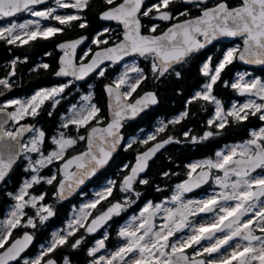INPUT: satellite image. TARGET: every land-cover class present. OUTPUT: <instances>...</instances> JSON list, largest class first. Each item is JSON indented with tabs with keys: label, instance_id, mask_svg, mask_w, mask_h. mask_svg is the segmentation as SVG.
<instances>
[{
	"label": "snow or ice",
	"instance_id": "snow-or-ice-1",
	"mask_svg": "<svg viewBox=\"0 0 264 264\" xmlns=\"http://www.w3.org/2000/svg\"><path fill=\"white\" fill-rule=\"evenodd\" d=\"M45 3L46 0H0V19L14 17L21 12H27L35 18L23 23L12 22L0 26V40L9 45L23 46L37 39L48 40L55 37L58 33H63L65 27H71L75 21L80 22L78 25L80 28L87 27V21L80 13L88 8L90 0H55L56 7L36 9V6ZM103 3L110 7L100 14V18L122 24L123 39L111 47L96 52L87 64L83 61L77 62L75 58L76 48L83 43L85 37L59 44L63 56L60 59L61 67L56 72L57 76H70L82 80L100 69L98 74L103 77L105 71L101 65L105 61L118 63L127 56L138 55L150 60L151 71L155 77H163L175 65L187 62L213 41L221 37H239L242 39V47L237 45L227 49L215 65L212 64L211 57L203 63L201 74L207 78V82L201 91L192 96L189 103L203 100L214 104V118L209 119L208 124L210 127L215 125L217 129H224L229 118L241 122L247 120L249 115L260 113L259 119L264 120V81L246 80L242 74L231 84L224 82L225 87H231L240 95L258 97L261 103L249 99L246 103L233 104L230 109L225 110L222 101L213 94L214 86L221 79V73L234 61L264 65V0H240L237 6H230L228 0H218L212 7L207 6V0H199L197 6L203 5L201 14L183 21H179V18L168 10L174 0H159L149 7H144L145 0H122L120 3H116V0H103ZM58 9L76 11L74 14L60 15L57 14ZM179 15L187 17L188 13L182 11ZM142 17L178 22L160 34H156L159 25L153 23L148 28V34H144ZM44 20H55L63 27L44 26L42 24ZM94 43L108 45L109 41L97 36ZM15 66L16 61H13L12 71L9 76L0 78V85L10 87L9 80L15 75ZM40 67L47 69L49 65L44 63ZM130 73H134L135 76ZM175 75L179 77L180 73L176 72ZM145 79L147 76L143 69L132 64L126 66L125 71L113 84L105 86L110 98L111 120L102 128L97 126L102 123L99 116L100 108L92 103L91 94L83 96L82 99L86 103L79 108L74 105L71 114L63 118L61 127L68 129L75 126L77 132L85 128L88 129V135L73 138L60 132L52 138V143L56 147L48 155L42 151L45 140L43 130L34 126H20L9 131L4 125L8 120L19 124L25 117L37 116L45 101L50 100L55 107L60 103L61 94L68 84L41 89L29 99H13L0 105V116L4 117L0 120V183L6 182V178L22 156L28 161V170L34 173L30 180L23 182L18 192L8 193L15 204L7 218L0 221L2 249L0 264H13L21 260L22 264H56L53 259L44 258L58 246L66 244L68 237L74 235L79 228L86 227L88 233H93L113 215H119L122 208L131 202L129 195L123 204L121 202L112 204L106 212L93 218L86 226L87 216L91 213H85L84 209H94L101 200L111 196L116 186L115 181H108L103 191L96 193V200L83 205L81 215L68 224V231L64 235L54 234L52 241L46 247L42 246L43 250L34 259H24L21 255L32 242L33 237L29 233L26 232L22 238L12 239L14 229L36 227V221L32 217H29L26 223H22L26 207L37 208L36 215L41 222L54 215L50 205L39 203L44 201L46 193L33 195L29 191L42 181L49 185L56 181L55 175L49 178L41 177L39 172L42 168L55 160H63L67 150L79 141L87 142L84 152L72 156L62 166L63 180L59 182L57 196L63 199L107 165L123 140L120 129L124 121L135 118L150 104L157 103L155 94L151 92L145 93L133 103L128 102ZM13 106H17L14 111H5ZM187 115L185 111L170 123H179ZM93 121L96 125L89 127ZM166 127L167 125H162L158 132H163ZM25 132L33 133L27 143L22 142ZM214 134L207 131L201 138L192 137V142L196 143L198 139L206 140ZM187 135L188 133H185V136ZM251 136L252 138L243 144L216 152V159L190 164L188 179L176 185L175 192L170 198L173 206H165L168 202L155 205L149 202L139 217H133L132 222L120 228L118 235L124 240L123 245L107 256L97 257V253L105 248L103 239L89 249L88 255L94 257L90 264H264V128L252 131ZM155 139V135H149L140 143L147 144L148 141ZM136 142L133 138L127 142L126 147L131 148ZM172 142L173 138L169 137L139 154L130 170L128 165H125L128 174L122 180L120 191L139 197L140 193L135 192L134 184L138 179L139 183L148 184L149 181L140 178V174L147 169L149 160ZM31 153L37 154V159L33 160L29 155ZM73 166L75 171L70 172ZM198 168L201 171L193 178V173L197 172ZM213 170L222 173L214 177L216 185L221 190L207 198L185 199L186 193L201 187L213 177ZM257 170H260V173L254 175ZM160 213H163V223L158 226L155 218ZM201 213H211L214 219L200 224L190 219ZM137 220L139 223H136ZM186 230L190 234L177 237L178 233H185ZM256 231L261 235H256ZM173 237L176 239L173 240ZM205 241L208 242L206 245L203 243ZM81 243L82 239H77L71 247L76 249ZM189 248L194 249L191 256L186 253V249ZM64 264H71L70 258L65 257Z\"/></svg>",
	"mask_w": 264,
	"mask_h": 264
},
{
	"label": "trees",
	"instance_id": "trees-1",
	"mask_svg": "<svg viewBox=\"0 0 264 264\" xmlns=\"http://www.w3.org/2000/svg\"><path fill=\"white\" fill-rule=\"evenodd\" d=\"M120 1L121 0H116V3ZM158 2L159 0H150L144 7H149ZM228 3L230 6H236L240 3V0H228ZM108 7L110 6L103 3V0H90L88 8L80 13L84 20L87 21V27L82 29L78 26L80 22L75 21L71 27H65L63 33H58L55 37L48 40L37 39L23 46L9 45L3 40H0V78L9 76V73L12 71V63L16 61L15 75L10 77L9 82L12 84H22L20 85L21 88L18 93L26 90L25 88H28L26 85L32 82H35V84L30 87H53L52 85L58 82V80L54 78L55 71L59 64V52L56 48L58 42L83 34L89 35V42L79 55L80 61H83L90 57L95 49L106 46L94 43L97 36L102 40L107 39L109 44L115 43L121 39L123 32L122 27L114 22H104L100 18V13ZM201 7H203V5L197 6V3L187 5L183 0H174V3L169 6L168 10L174 16H177L179 20H182L199 14ZM75 11L74 9H64L57 11V14H74ZM182 11H186L188 16L179 15ZM23 16L24 13L14 18L21 19ZM14 18L0 19V23L11 21ZM142 21L144 32H148V28L151 24L155 23L159 25L157 33H160L169 24L177 20L160 21L151 19L150 17H142ZM48 22L53 26L63 27L55 20H48ZM105 29L109 31L105 32ZM101 33H103V35H100ZM234 42L239 44L241 40H236ZM234 42L229 44L231 45ZM225 45L226 43L217 42L208 49H202L186 62V66L176 65L177 70H171L163 77H155L152 74L150 60L144 57L139 59L147 79L140 84L130 99L133 100L145 90L154 89L159 96V103L141 115L137 120L127 121L125 123V144L115 155L110 165L84 189L89 197L94 195L91 187L98 186L107 178L114 179L116 185L111 196L101 200L94 209H90L91 215H89L86 220V226L93 218L107 211L112 204L116 202H121L123 204L125 198L129 195H131V202L122 208L119 215H113L112 218L107 220L96 232L88 233L86 227L79 228L74 235L68 237V242L66 244L58 246L46 257L55 256L60 264H64L65 257L70 258L71 264H90L94 257H90L88 251L94 246L96 240L102 238L105 241L106 248H116L122 241V238L118 235L122 222L130 214L138 212L147 201L156 202L170 196L176 185L188 178V172L190 171L188 164L191 160L212 158L220 148L226 146L230 142L245 141L251 137L252 131L264 126V120L259 119L260 113H257L254 116L249 115L247 120L241 122L229 118V122L224 129H217L215 125L210 127L208 121L212 119L215 114V105L203 100H196L189 103L192 96L198 90L201 91L202 86L207 82V78L201 74L202 63L208 55L207 52L211 51L216 57H222ZM87 47H89V50L85 55H82ZM44 63L49 65L47 69L40 67V65ZM120 68V66L107 65L104 68L105 74L103 77L93 75V82L91 83L90 90L86 92L91 93L93 102L100 107L101 111L99 116L102 118L101 124H105L109 121L108 101L104 86L107 83L115 81ZM245 68L246 67L241 65L238 60L234 61L225 69L228 77L226 79L225 77H221L220 81L214 86L213 94L218 96L226 106L232 105L233 101L238 104L241 100L246 98L247 95H240L236 90H233L231 87H225L224 85L225 81L229 84L234 82L238 72ZM176 72L180 73L179 77L175 75ZM254 73L264 80V67L254 68ZM75 85L76 83L68 84V87L61 95L60 103L55 107H53L50 100L45 101L40 107L37 116L25 117V121L34 124L38 123V129L45 132V140L42 145V151L44 153L56 147L52 143V138L57 136L60 132H64L67 136L74 138L80 135L86 136L88 132V129L85 128H81L79 132H77L75 126H70L68 129L61 127L63 118L69 113L71 104H78L84 93V91L77 89ZM18 93L14 96L19 95V97H27L32 94V91H27L24 94ZM13 108H15V106L9 107L11 110H13ZM185 109L188 111L186 117L181 119L179 123H170V121L180 117ZM50 112L51 115H49ZM94 124H96L95 121L92 122V125ZM162 125H167V127L163 132H158V129ZM15 126L16 125L12 123L9 129L14 130ZM207 131H212L215 134L206 140L198 139V142H192V137L201 138ZM149 132L151 135H155L156 139L148 141L147 144L140 143L141 140L148 137L145 135ZM185 133H188V135L185 136ZM169 137L173 138V142L169 143V145L155 157L150 163L149 169L142 177V179H147L149 181L148 184H141L138 182L134 185L135 192L140 193L139 197H136L134 194L121 192L120 186L122 179L128 174V170H125L124 166L128 165V169L130 170L135 161V156L139 151L148 147L155 141L165 140ZM133 138L136 139L137 142L133 144L131 148H127V142ZM176 141L179 142L177 143ZM85 145L86 141H79L75 146L67 150L64 159L74 153L82 151L85 149ZM33 155L37 156L35 153H33ZM62 161L63 160H56L54 163L59 166ZM52 165L53 163L40 170L41 177L48 178L51 175ZM165 173H168V175H164ZM30 174L31 171L28 170L26 159L22 156L19 162L14 165L9 177L6 178V182L0 185V219H4L9 211V207L15 204V201L8 193H16ZM60 178L61 176L58 170L56 181H54L53 184L49 185L42 181L29 190L33 195L46 193L44 201L39 203L50 205L54 215L41 222L39 216L36 215V208H32L31 206L25 208L24 211L26 215L22 223H26L27 219L32 217L36 221V227H18L12 232V239L26 230H31L36 236L33 247L23 255L24 259L29 258L30 260L31 256L47 246L54 237L53 232L55 229L60 228L62 235L68 231V224L72 221V213L76 211V206L81 196L78 195L68 201L61 200L57 196L56 190ZM77 239H82V243L78 248L73 249L71 245ZM17 264H22V260Z\"/></svg>",
	"mask_w": 264,
	"mask_h": 264
},
{
	"label": "water",
	"instance_id": "water-1",
	"mask_svg": "<svg viewBox=\"0 0 264 264\" xmlns=\"http://www.w3.org/2000/svg\"><path fill=\"white\" fill-rule=\"evenodd\" d=\"M49 1H50V0H46V3H48ZM148 1H150V0H145V4H146ZM211 1H213V0H207V4H209ZM120 2H122V0H121ZM120 2H118V3H120ZM183 2H184L185 4H187V5H189V4H193V3H198L199 0H191V2H188V0H183ZM46 3H45V4H46ZM213 5H215V4H213ZM213 5H209L208 7H212ZM38 6H39V5H38ZM144 6H145V5H144ZM236 6H237V5H236ZM105 10H106V9H105ZM142 10H143V9H142ZM103 11H104V10H103ZM103 11H102V12H103ZM102 12H101V13H102ZM22 13H23V12L18 13L17 15L22 14ZM101 13H100V14H101ZM17 15H16V16H17ZM199 15H200V14H199ZM199 15H197V16H199ZM14 17H15V16H14ZM192 17H196V16H192ZM10 18H13V17H8V18H6V19H10ZM189 18H191V17H189ZM185 19H187V18H185ZM101 20L104 21V22H114V23H116L117 25H120V26L122 27L123 32H122L121 39L118 40L117 42H115V43H119V42L123 39V33H124L123 25L120 24V23H118L117 21H109V20H103V19H101ZM183 20H184V19L179 20V21H183ZM176 22H178V21H174V22H172V23H171L169 26H167L163 31H166L168 27H170L173 23H176ZM141 23H142V25H143L142 18H141ZM163 31H161V32H163ZM142 32H143L144 34H148V32H144V27L142 28ZM161 32H160V33H161ZM160 33H156V34H160ZM81 37H85L86 39H84L83 43L80 44V45L76 48V51H75V58H76L77 62H80V61H79V50H80L81 48H83V47L89 42V39H90L89 35H87V34H83V35H80V36H77V37H73V38H69V39L62 40V41H60V42H58V43L56 44V48H57L58 52H60V57H59V67H58V69H57L56 72H58L59 69H60V67H61L60 59H61V57L63 56V51H62L61 49H59L58 45L61 44V43L66 42V41H71V40L80 39ZM239 39H241V38H239V37H221V38H219L218 40L213 41V42H212L211 44H209L206 48L212 46L213 44H215V43H217V42H219V43H226V44H229V43H232V42H234V41H236V40H239ZM115 43H112V44H109V45H106V46L99 47V48L95 49V50L92 52L90 58L87 59V60H85V61H83V63H85V64L89 63L90 60H91V58L94 56V54H95L96 52H98V51H102V50H103L104 48H106V47H111V46H113ZM241 47H242V46H241ZM132 57H140V56H138V55L127 56V57H125L123 60L119 61L118 63H113V62H110V61H105V63H104L103 65H101V68H103V67H105V66H107V65H110V64L113 65V66H120V65H122L127 59L132 58ZM141 58H142V57H141ZM238 62H239L241 65H244V66H246V67H253V68H263V67H264V65H261V64H248V63H245V62H242V61H239V60H238ZM178 65H179V64H178ZM175 66H176V65H175ZM175 66H174V67H175ZM99 70H100V69H97L96 71L90 73L89 75H87V76H86L84 79H82V80H77V79H76V80H77V81H80V82H86V81H87V80H88V79H89V78H90L95 72H97V71H99ZM56 72H55V74H54V77H55V78H59V79H70V78H72V79H75L74 77H70V76H57V75H56ZM9 84H10V87H8V88H5L3 85H0V104L3 103L6 99H9V98H11L12 96L16 95V94L18 93V91L20 90V88H21L20 85H15V84H12V83H10V82H9ZM33 84H35V82H32V83H30V84H27L26 86H27V87H30V86L33 85ZM109 84H113V82L107 83V84H105V86H106V85H109ZM105 86H104V89H105V92H106V88H105ZM149 92L155 94V96H156V100H157V103H155V104H150L148 107H146V108L144 109V111L140 112L135 118L127 119L126 121H124V123H123V127L120 129V134L122 135L123 140H122L121 144L117 147L116 151L112 154V157H111V159L109 160V162L107 163V165H105L103 168L99 169V170L96 172V174H95L94 176H91L90 178L86 179L85 182H84L82 185H80L79 187L75 188V190L72 191L70 195H67L66 198L61 199V198L59 197L61 200H63V201H68V200L73 199V198H75L76 196L80 195V194L84 191V189H85V188H86V187H87V186H88V185H89V184H90V183H91V182H92V181H93V180H94V179H95V178H96V177H97L102 171H104V170L110 165V163H111V161L113 160V158L115 157V155L120 151V149H121V148L123 147V145L125 144V141H126V135H125V132H124L125 123H126L127 121H134V120H137L138 118H140L141 115H143L145 112L149 111L151 108L155 107V106L159 103V96H158L157 92H156L154 89H148V90L143 91L140 95H138V96H137L136 98H134L133 100H131V99L129 98V101H128V102H129V103H133L136 99H140L141 97H143V96L145 95V93H149ZM106 95H107V101H108L107 104H108V114H109V121H108V122H110V120H111V110H110V108H109L110 98H109L107 92H106ZM5 111H7V112H11V110H10L9 108H7ZM2 119H4V117H3V116H0V120H2ZM108 122H107V123H108ZM11 123H12V120H8V122L4 125L5 129L8 130V126H9ZM107 123H105V124H99V125H97V126L102 128V127H105V126L107 125ZM30 125H32V124H29V126H30ZM94 125H96V124H94ZM32 126H36V124H33ZM28 133H29V132H25V133H24V135H23V137H22V142H24L25 137L27 136ZM87 135H88V132H87L86 136H87ZM165 140H166V139H165ZM162 141H163V140L155 141L154 143H152V144L149 145L148 147H146V148H144L143 150L139 151V152L136 154V156H135V161L133 162L132 166L135 165V163H136V158H137V156H138L139 154H141V153L147 151L149 148H151L152 146H154L156 143H159V142H162ZM168 145H169V144L165 145L164 148L160 149V150L156 153V155H155L154 157H152V159L149 160V162H148V167H147V169H146L143 173L140 174V178H142V177L145 175V173H146L147 170L149 169L150 163L155 159V157H156L161 151H163ZM86 148H87V142H86V145H85V149H83V150L80 151V152L74 153V154H72V155L66 157V158L60 163V166H59V172H60V175H61V179L59 180V182H60L61 180H63L62 166H63V164L65 163V161L68 160V159H70L72 156H75V155H78V154L84 152V151L86 150ZM20 158H21V157H20ZM20 158L18 159L17 162H19ZM132 166H131V167H132ZM204 170H206V169H204ZM69 171H70V172L75 171V167L73 166L72 168H70ZM199 171H201V169H198L197 172H194V173H193V178L196 177V175H197V173H198ZM257 171H258V170H257ZM123 178H124V177H123ZM187 179H188V178H187ZM187 179H185V180H187ZM122 180H123V179H122ZM185 180H184V181H185ZM210 180H211V178L208 180L207 183H204L201 187L196 188V189H194L192 192H189V193H187V194H191V193H193V192H195V191H197V190H201V189H203V188L209 183ZM59 182H58L57 187H56V190H57V191H58V187H59ZM138 182H139V179L137 180L136 183H138ZM182 182H183V181H182ZM182 182H181V183H182ZM136 183H135V184H136ZM1 184H2V183H0V185H1ZM135 184H134V185H135ZM26 232L29 233V234L33 237V239H32V242L29 244V246H28V247L25 249V251L21 254L22 256H23L27 251H29V250L33 247V245H34V243H35V241H36V236H35V234H34L31 230L24 231L22 234L16 236L14 239L22 238L23 235H24ZM1 251H2V250H1ZM186 253H187L188 255H190V253H189L188 251H186ZM190 256H191V255H190ZM201 258H205V257H197V259H201ZM47 259H53L54 261H56V264H60V263H59V260H58L55 256H50V257H48ZM47 259H45V260H47ZM15 263H16V262H13V264H15Z\"/></svg>",
	"mask_w": 264,
	"mask_h": 264
},
{
	"label": "rangeland",
	"instance_id": "rangeland-1",
	"mask_svg": "<svg viewBox=\"0 0 264 264\" xmlns=\"http://www.w3.org/2000/svg\"><path fill=\"white\" fill-rule=\"evenodd\" d=\"M60 15H65V14H60ZM30 19H35V18L32 17V16L28 13L27 16H23L21 19L14 18V19H12L11 21H8V22H2V23H0V26L9 25V24L12 23V22L23 23V22H25V21H27V20H30ZM42 24H43L44 26H53V25H51V24L48 22V20H44V21H42ZM241 44H242L241 42H240L239 44L234 42L233 44H231V45H229L228 47H226V48L224 49V52H225L227 49L232 48V47H234V46H237V45H240V46H241ZM88 50H89V47H87V48L83 51L82 55H85V54L87 53ZM224 52H223V53H224ZM139 59H140V58H138V57L129 58V59H127L122 65H120L121 68H120L119 73L116 75L115 80H116L120 75H122V73H123V72L125 71V69H126V66H131L132 64H136L138 67L142 68ZM142 69H143V68H142ZM242 74L245 75V79H246V80L259 79V80H261V81H264L263 79H261V77H259V75H256L253 71H249V70H246V69H244V70H240V72H238V74H237V76H236V79H238V76H239V75H242ZM130 75L135 76L134 73H130ZM37 91H39V90L34 91L31 95H29V96H27V97H16V98H14V99H20V100H26V99H29V98H31V96L34 95ZM62 94H63V93H62ZM62 94H61V95H62ZM89 94H91V93H90V92L85 93V94L83 93V95L81 96V100H80V102H79L78 104H71V107H70V109H69V113H68L66 116H68V115L71 114V112H72V108H73L74 105H75L77 108H79V107L82 106L84 103H86L85 101H83L82 97L85 96V95H89ZM249 99H254V100H256L257 103H261V101L259 100L258 97L247 95L246 98H245L244 100H241V101H240L238 104H236V105H240V104L246 103ZM92 103H94V102H93V99H92ZM94 104H95V103H94ZM15 107H17V106H15ZM14 110H15V108H13L12 111H14ZM13 123H15V121H13ZM34 127L37 129V126H34ZM261 128H264V126H261L260 128H257V129L254 130V131H259V129H261ZM39 130H40V129H39ZM149 135H151L150 132L147 133V135H145V136L147 137V136H149ZM32 136H33V133H32V132H29L28 140L25 141V143H27V142L31 139ZM73 138H74V137H73ZM246 141H248V140L241 141V142H233V143H231V144H227L226 146L222 147V148L219 149L218 151L226 150L228 147H231V146H235V145L243 144V143H245ZM54 149H55V148H54ZM54 149L50 150L49 152H45L44 154H45V155H48V154H49L51 151H53ZM218 151H217V152H218ZM29 155H31V157H32L33 160L37 159V156H34L33 153H31V154H29ZM206 159H216V155H215L214 157H212V158L209 157V158H202V159H193V160H191V161L189 162L188 165L193 164V163H200L201 161H204V160H206ZM55 161H56V160H55ZM26 164H27V167H28V161H27V160H26ZM198 169H199V168H198ZM58 170H59V166H58V164H55V163L53 162V165H52V168H51V175H55V176H56V174L58 173ZM258 173H260V171H258L257 173H254V175H255V174H258ZM32 175H34V173L31 172V174L29 175V177H28L26 180H30ZM39 175L41 176L40 172H39ZM51 175H50L49 177H51ZM216 175H222V173H220V172L217 171V172H216ZM216 175H215V176H216ZM215 176H214V173H213V177H212L211 180L209 181L208 185H206V187H205L207 190H205V191H203V192H201L200 194H197V195H192V194H187V193H186V194H185V199H202V198H207L208 196L212 195L213 193H215V192H219L221 189H220L219 186L216 185V183H215V180H214V177H215ZM49 177H48V178H49ZM108 181H114V179H112V178H107L106 180L102 181L98 186H96V187L92 186V187H91V190H92L93 193H94V195H92V196H89V197H88V194H87L86 191H83L82 194H80L81 197H80V201L78 202V204H77V206H76L77 209H76V211H75L74 213H72V215H73V216H72V221H73L74 218L79 217V216L81 215V209H82L83 205H85V204H87V203H90V202H92V201H94V200L97 199L96 193H98V192H102L103 189L107 186ZM21 186H22V185H21ZM205 188H203L202 190H204ZM175 189H176V187H175ZM175 189H174V191L172 192V194H171L170 196H168V197H166V198H164V199H162V200H160V201H156V202H155V201H150V200L147 201V202L143 205V207H142L138 212H135V213H133V214H130V215H129V216H128V217L122 222V224L120 225V228L123 227V226H125V225H127L128 223L132 222L133 217H139L140 212L144 209V207H146V205H147L149 202H151V203L154 204V205H155V204H161V203L168 202V203L165 204V206H167V207H172L173 205L170 203V198H171V196L174 194ZM17 192H18V191H17ZM44 205H47V204H44ZM13 206H14V205H12V206L9 207V211H8V213H7V215H6V217H5L4 219L7 218V216L9 215V213H10V211H11V209H12ZM38 207H39V206H38ZM36 210H37V208H36ZM90 211H91L90 209H84V212H85V213L90 212ZM105 212H106V211H105ZM162 216H163V213H160V214H157V216H156V218H155V223H156L158 226H159L160 224L163 223ZM87 218H88V216H87ZM4 219H0V221H2V220H4ZM190 219H191L194 223H196V224L207 223V222L211 221L212 219H214V215L211 214V213H201V214H199V215H197V216H195V217H191ZM136 223H139V220H137ZM89 224H90V223H89ZM98 229H99V228H98ZM98 229H97V230H98ZM97 230H96V231H97ZM96 231H95V232H96ZM53 233H54V234L59 233L60 235H62V233H61V229H60V228L55 229ZM184 234H190V233H188L187 230H186L185 233H178V234H177V237H179L180 235H184ZM255 234H256V235H261V233H260L259 231H256ZM172 239L174 240V239H176V237H173ZM99 240H102V238H98V239L96 240L94 246L96 245V243H97ZM236 242H239V241H236ZM104 243H105V241H104ZM123 243H124V240L122 239V241L120 242V244H119L116 248H106V246H105V248L102 249V250L97 254V257L100 256V255H106V256H107V255H110L111 252L115 251L118 247H120L121 245H123ZM203 243L206 245L208 242L205 241V242H203ZM234 243H235V242H234ZM94 246H93V247H94ZM45 247H46V246H45ZM197 249H198V246H197ZM42 250H43V249H42ZM42 250L38 251L36 254H34L33 256H31V257H30V260H31V259H34L37 255H39L40 252H41ZM186 250L189 251L190 255H193V253H194V249H193V248H189V249H186ZM229 250H230V249H229ZM223 251H224V250L222 249V252H223ZM25 259H29V258H25Z\"/></svg>",
	"mask_w": 264,
	"mask_h": 264
},
{
	"label": "flooded vegetation",
	"instance_id": "flooded-vegetation-1",
	"mask_svg": "<svg viewBox=\"0 0 264 264\" xmlns=\"http://www.w3.org/2000/svg\"><path fill=\"white\" fill-rule=\"evenodd\" d=\"M218 2V0H213V1H211L209 4H207V6H209V5H213V4H216ZM198 4V3H197ZM46 7H56V5H55V0H50L48 3H46V4H44V5H39V6H36V9L37 10H43L44 8H46ZM59 10H64V9H58L57 11H59ZM199 14H201V11H200V13ZM199 14H197V15H199ZM28 15V13L27 12H25L24 13V16H27ZM197 15H195V16H197ZM170 25V24H169ZM168 25V26H169ZM224 45V44H223ZM230 45V44H229ZM229 45H225V47H224V49L226 48V47H228ZM85 47V46H84ZM84 47L83 48H81L80 50H79V55H80V53H81V51H82V49H84ZM210 47H212V46H210ZM210 47H208V48H210ZM208 48H206V49H208ZM224 49H223V52H224ZM208 53V55H207V57L205 58V60H204V62L207 60V58L208 57H211V59H212V64L213 65H215L216 63H217V61L221 58V57H216V55L213 53V52H211V51H208L207 52ZM92 54V53H91ZM222 55H223V53H222ZM91 56V55H90ZM59 57H60V52H59ZM59 57H58V59H59ZM90 57H88L87 59H89ZM86 59V60H87ZM80 60V59H79ZM83 61H85V60H83ZM203 62V63H204ZM203 63H202V65H203ZM179 65H183V66H186V62L185 63H183V64H179ZM179 65H177V66H179ZM58 67H59V64H58ZM105 68V67H104ZM104 68H102V69H104ZM58 69V68H57ZM57 69H56V71H57ZM226 69V68H225ZM225 69H224V71L221 73V77H225V79L228 77V75H227V73H226V71H225ZM246 70H249V71H253L254 72V68H245ZM171 70H177L176 69V66L173 68V69H171ZM170 70V71H171ZM55 71V72H56ZM100 71V70H99ZM99 71H97V72H95L93 75L94 76H98L99 74ZM93 75L86 81V82H80V81H77L76 79H72V78H70V79H59V78H56L57 80H58V82L57 83H54L52 86L54 87V86H56V87H58V86H62V85H65V84H74V83H76V87H77V89H79V90H82V91H84V93H86L88 90H90V87H91V83L93 82V79H92V77H93ZM55 78V77H54ZM14 84V83H13ZM15 85H22V84H15ZM50 86V85H49ZM50 88H52V87H47V86H39V87H35V86H32V87H28V88H25L26 90H22L23 92H19L18 94H24V93H26L27 91H32V93L34 92V91H36V90H41V89H50ZM199 91V90H198ZM197 91V92H198ZM17 95V94H16ZM215 95V94H214ZM216 96V95H215ZM16 97H19V95L18 96H13V97H11V98H9V99H7L4 103H7L8 101H10V100H13L14 98H16ZM218 99H219V97L218 96H216ZM222 104H223V106H224V109L225 110H227V109H230L231 108V106L233 105V104H237V103H235L234 101L232 102V105H228V106H226V104L225 103H223L222 102ZM99 107V106H98ZM100 108V107H99ZM185 111H186V109H185ZM185 111H183V113L185 112ZM187 113H188V111H187ZM213 118H214V115H213ZM36 122V121H35ZM38 122V121H37ZM16 126H15V129L16 128H18V127H20V126H29V124H34V123H31V122H28V121H25V118L23 119V120H21L20 121V123L19 124H16V123H14ZM32 125H30V126H32ZM36 125H37V129H38V127H39V124L38 123H36ZM14 129V130H15ZM13 131V130H12ZM28 137H29V133L27 134V136H26V138H25V141H27L28 140ZM252 138V136L251 137H249L247 140H249V139H251ZM229 144H231V142L229 143ZM221 149V148H220ZM258 171H260V170H258ZM213 172H214V176L216 175V172H217V170H213ZM205 190H207L206 188L204 189V190H200V191H197V192H194L192 195H197V194H200L201 192H203V191H205ZM15 238V237H14ZM2 249H0V251H1ZM188 251V250H187ZM48 257H46V258H44V259H47Z\"/></svg>",
	"mask_w": 264,
	"mask_h": 264
}]
</instances>
